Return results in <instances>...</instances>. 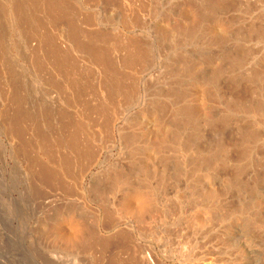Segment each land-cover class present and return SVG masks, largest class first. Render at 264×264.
Returning a JSON list of instances; mask_svg holds the SVG:
<instances>
[{"label":"bare ground","instance_id":"obj_1","mask_svg":"<svg viewBox=\"0 0 264 264\" xmlns=\"http://www.w3.org/2000/svg\"><path fill=\"white\" fill-rule=\"evenodd\" d=\"M1 106L28 184L63 190L41 233L57 262L255 263L264 0H0ZM80 108L100 146L86 133L79 158L107 154L91 208L71 196L89 170Z\"/></svg>","mask_w":264,"mask_h":264},{"label":"rangeland","instance_id":"obj_2","mask_svg":"<svg viewBox=\"0 0 264 264\" xmlns=\"http://www.w3.org/2000/svg\"><path fill=\"white\" fill-rule=\"evenodd\" d=\"M88 91L89 90H87L86 92H88ZM86 92L84 94H86ZM86 95H88V93ZM81 109L82 108L79 109L80 110L79 112H81L78 114V116L81 114V117L79 116V118L83 117L85 125L88 123L89 124L86 125L83 129L84 131H85V129H87V132L86 131L83 132L81 130L77 134L78 144H80V146H81V148H80V146L77 144L79 149L77 151L78 152V156H77L78 158H76V159L78 162L82 161L80 159L82 157L81 155L85 154L86 150H88L87 148H89V150H91L90 148H92L93 150H91V152H93V151L95 152L97 146H100L99 140L95 139L96 137L95 138L93 137L96 134L95 133L96 129L98 130V128H97L98 126H96V124L98 125V122L96 121L97 117L95 119L94 118L95 114L92 113L94 111L89 110V113H90L89 115L93 116L92 118L95 119V120L94 119L92 120L91 118H88V120L91 119L93 121V123H92L91 120L89 122L87 121V117H89L88 111L87 110H85L86 112L81 111ZM82 110H84V109H82ZM5 111H6V107L1 106L0 107V114H1L0 115V264H87V263L88 264H94L91 261V258L88 259L83 254H80V257L84 256V258H82V259L80 257L75 256V255H72V256L66 255V256H64L66 258L60 256V257H62V260L64 258V260L62 262L61 261L57 262L59 260L54 259L53 254L50 252L49 242H48L46 236L41 235V233H43L42 229H43V227L46 226V223H47L48 218H49L50 213H51V209L49 208V205L51 204L50 201H53V199L58 198L59 193H60V195L63 194L60 192L63 190H60L62 188H57L58 190L56 189L57 192H55L54 191L55 187H52V188L43 189L44 190V192H43V190L38 191V190L33 189L31 187V185L28 184L29 181H28V178L26 177V169L28 166L26 165V163H24V162L22 163V161L19 162L18 158L15 155H13L14 153L12 152V146H11L12 141L10 142L11 139H9V138H11V136L9 133H7L8 132L7 129L5 130V125L1 124V122L4 123V121H3L4 118L2 119L1 117H2V115L4 117ZM83 114H84V116H82ZM85 116H86V119H85ZM94 124H95V126H94ZM3 125H4V127H3ZM90 126H91V130L93 128L92 131L90 130ZM86 133L87 134L91 133L92 137L94 139L93 138L91 139V137H90L91 134H89L90 136H87ZM6 137H8V138H6ZM89 137L91 140L89 139ZM82 138L84 141L81 140ZM79 140H80V142H79ZM88 140H90L92 143L95 141L94 144L97 146L90 143V141H88ZM85 141H87V142H85ZM81 142H83L84 145H82ZM86 143H88V144H86ZM96 143H98V144H96ZM81 152H83V153H81ZM114 152H112V154H114V155L117 154V151H114ZM104 153H106V152H104V150H103V152H101V154L99 156L100 160L98 159L96 161L93 157V159L96 162V163L94 162L93 165L91 164L92 160H90V162L89 161H86V162L82 161L83 163L87 164L84 166L86 168H89V170L87 169L85 171L83 169L85 171L86 175L84 173H82L83 170L80 172V173L84 174L86 176V178H84V180H82L81 183L79 182V184L76 185L75 192L72 191L73 195L71 194V196H75V197H73V199L75 198L74 200H76V199H77V201L82 200L81 202L80 201L79 202L83 203V205L89 204V202L87 200L88 198L86 196V187H87V184H88V181L90 178V176L89 177L87 176L89 174L88 172L97 173L99 171L100 165H101L100 163L102 161L104 162L105 157L107 155ZM79 156H80V158H79ZM93 156H95V155H93ZM90 164H91V167L92 166H94V167L90 168ZM15 166H17V167H15ZM21 174H22V176H21ZM80 186H82V187L79 188ZM78 189L79 190L81 189L82 191L81 190L79 191ZM47 192H48V194H47ZM39 193H40V195H43V196H40ZM78 193L79 194L81 193L80 196L82 197V195H83L84 198L83 197L81 198ZM76 194H77L78 198L76 197ZM44 198H46V199L44 200ZM59 198H61V197H59ZM83 199L85 200L86 203L83 202L84 201ZM89 205H90V207H88V208L94 207L92 204H89ZM44 223H45V225H44ZM42 224H43V227H42ZM106 230L102 229V233L104 235L107 232H109V236L111 234H113V231H110L111 230L110 228H107ZM106 235H108V233ZM260 243H262V244H260ZM260 243H258L259 245L256 244L258 246H256L257 254L255 252V254H254L255 256L253 258V261H255L254 264H264V256H263L264 255V240ZM115 249L116 248H114V250H112L113 253H115V254L119 253V251H117V249L116 250ZM258 253H259V255H258ZM49 254H50V256L51 255L53 256V257L52 256L51 257L54 259V261H53V259H51L52 261L50 260ZM44 256L46 259H44ZM210 256H212V255H210ZM58 257H55V258L57 259ZM75 257L78 258L79 260H77ZM212 257L215 259L214 255ZM208 258H210V257H208ZM58 259H60V258H58ZM83 259H85L84 260L85 262L80 261ZM210 259L214 260L212 258H210ZM210 259H208V260L211 261ZM46 261L48 263H46ZM89 262H91V263H89ZM158 262H160V264H178L177 261L175 263L174 260L164 258L161 255H158Z\"/></svg>","mask_w":264,"mask_h":264}]
</instances>
